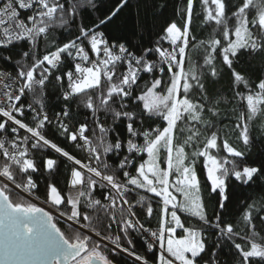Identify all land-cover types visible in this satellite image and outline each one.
I'll return each mask as SVG.
<instances>
[{
  "label": "snow or ice",
  "instance_id": "6c2138e0",
  "mask_svg": "<svg viewBox=\"0 0 264 264\" xmlns=\"http://www.w3.org/2000/svg\"><path fill=\"white\" fill-rule=\"evenodd\" d=\"M128 3L0 0V264H264V195L227 218L264 179V0H176L148 44L108 34Z\"/></svg>",
  "mask_w": 264,
  "mask_h": 264
},
{
  "label": "trees",
  "instance_id": "16d2710c",
  "mask_svg": "<svg viewBox=\"0 0 264 264\" xmlns=\"http://www.w3.org/2000/svg\"><path fill=\"white\" fill-rule=\"evenodd\" d=\"M116 3V0H98V7L101 12L107 9V7ZM176 0H129L128 6L114 19V21L108 27V34L114 37H123L125 40L130 41L133 44L143 42L148 44L151 40L155 39L156 34L160 32L161 28L166 22L172 19H178L174 16V4ZM100 13H93L91 19L95 20L96 15ZM86 20L85 23H89ZM121 42H124L123 40ZM241 67H246L247 71L252 74L253 78L260 74L264 70V59L259 57L252 59L248 58ZM214 91H220L226 93L228 97H231L230 83L228 77L222 76L220 82L215 85ZM53 90L49 88L47 104L52 111L59 110L61 106ZM231 107V106H230ZM162 123V122H161ZM257 136L256 146L251 156L248 158L249 162H254L259 165L261 159H264V143L260 142L259 139V124H257V131L254 134ZM61 169H64V165L61 164ZM37 179H39L37 177ZM60 187L63 190L65 185L61 178ZM244 190L240 188H234L231 190L230 195L232 196V204L230 205V212L227 214V218L232 220L234 223L238 221V214L241 208L244 206L248 198L259 199L264 195V179L258 180L252 188L243 186ZM40 194L43 196L44 188L41 184ZM47 208V206H45ZM212 205L209 204V212L211 213ZM157 221L153 219L152 227L155 229ZM63 227V225H58ZM238 227H240L238 225ZM136 251L143 255L145 249L142 243L138 240L136 242ZM157 251L154 249V252ZM148 257L151 259L152 254L149 253ZM122 262L127 264H133V261L124 255L117 257ZM225 257H221V264H224Z\"/></svg>",
  "mask_w": 264,
  "mask_h": 264
},
{
  "label": "water",
  "instance_id": "95a60500",
  "mask_svg": "<svg viewBox=\"0 0 264 264\" xmlns=\"http://www.w3.org/2000/svg\"><path fill=\"white\" fill-rule=\"evenodd\" d=\"M46 210H47V208H46ZM122 255H124V254H122ZM125 257H128L127 255H124ZM128 258H130V257H128ZM130 259H132V258H130Z\"/></svg>",
  "mask_w": 264,
  "mask_h": 264
},
{
  "label": "rangeland",
  "instance_id": "374dc122",
  "mask_svg": "<svg viewBox=\"0 0 264 264\" xmlns=\"http://www.w3.org/2000/svg\"><path fill=\"white\" fill-rule=\"evenodd\" d=\"M130 259V258H129ZM130 260H132V259H130ZM133 261V260H132Z\"/></svg>",
  "mask_w": 264,
  "mask_h": 264
}]
</instances>
